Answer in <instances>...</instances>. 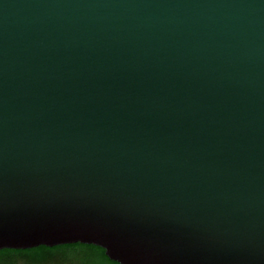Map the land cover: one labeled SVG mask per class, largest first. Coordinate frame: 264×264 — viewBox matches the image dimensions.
Returning a JSON list of instances; mask_svg holds the SVG:
<instances>
[{"label": "water", "instance_id": "1", "mask_svg": "<svg viewBox=\"0 0 264 264\" xmlns=\"http://www.w3.org/2000/svg\"><path fill=\"white\" fill-rule=\"evenodd\" d=\"M264 264V0H0V249Z\"/></svg>", "mask_w": 264, "mask_h": 264}, {"label": "trees", "instance_id": "2", "mask_svg": "<svg viewBox=\"0 0 264 264\" xmlns=\"http://www.w3.org/2000/svg\"><path fill=\"white\" fill-rule=\"evenodd\" d=\"M22 258L33 264H47L53 259L65 262L70 259H78L81 264H117L104 256L103 249L91 244H64L53 247L38 246L30 249H0V264H8V261Z\"/></svg>", "mask_w": 264, "mask_h": 264}, {"label": "rangeland", "instance_id": "3", "mask_svg": "<svg viewBox=\"0 0 264 264\" xmlns=\"http://www.w3.org/2000/svg\"><path fill=\"white\" fill-rule=\"evenodd\" d=\"M8 264H33V263H29L27 260L22 258H17L8 261ZM47 264H81V262L78 259H70L65 262H61V261H57L56 259H53L51 262H48ZM89 264H96V263L92 261Z\"/></svg>", "mask_w": 264, "mask_h": 264}]
</instances>
